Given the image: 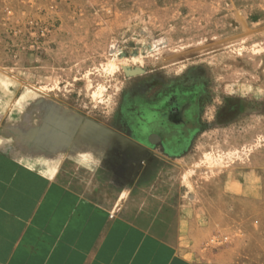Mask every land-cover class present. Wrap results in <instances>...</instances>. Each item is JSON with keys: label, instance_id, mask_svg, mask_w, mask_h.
Masks as SVG:
<instances>
[{"label": "rangeland", "instance_id": "374dc122", "mask_svg": "<svg viewBox=\"0 0 264 264\" xmlns=\"http://www.w3.org/2000/svg\"><path fill=\"white\" fill-rule=\"evenodd\" d=\"M0 66L153 140L175 127L191 168L238 187V233L264 235V0H0Z\"/></svg>", "mask_w": 264, "mask_h": 264}, {"label": "crops", "instance_id": "0c3cea01", "mask_svg": "<svg viewBox=\"0 0 264 264\" xmlns=\"http://www.w3.org/2000/svg\"><path fill=\"white\" fill-rule=\"evenodd\" d=\"M164 125L153 140L143 127L105 123L0 66V264H253L264 256L256 249L264 235L238 233V187L191 168L186 139ZM218 233L228 240L220 248L182 250Z\"/></svg>", "mask_w": 264, "mask_h": 264}]
</instances>
